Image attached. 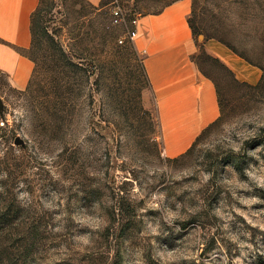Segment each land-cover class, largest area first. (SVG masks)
Masks as SVG:
<instances>
[{"label": "rangeland", "instance_id": "1", "mask_svg": "<svg viewBox=\"0 0 264 264\" xmlns=\"http://www.w3.org/2000/svg\"><path fill=\"white\" fill-rule=\"evenodd\" d=\"M110 1L42 0L28 85L0 71V264H264V0H192L237 61L201 50L220 115L177 157Z\"/></svg>", "mask_w": 264, "mask_h": 264}, {"label": "crops", "instance_id": "2", "mask_svg": "<svg viewBox=\"0 0 264 264\" xmlns=\"http://www.w3.org/2000/svg\"><path fill=\"white\" fill-rule=\"evenodd\" d=\"M41 2L0 0V71L17 88L28 85L34 70L29 53L32 16ZM191 8L192 0H164L156 11L139 12L134 39L149 81L146 105L156 112L161 142L170 157L187 151L220 115L216 83L199 66L201 50L230 61L236 69L235 54L222 45L208 42L203 48L190 24Z\"/></svg>", "mask_w": 264, "mask_h": 264}, {"label": "built area", "instance_id": "3", "mask_svg": "<svg viewBox=\"0 0 264 264\" xmlns=\"http://www.w3.org/2000/svg\"><path fill=\"white\" fill-rule=\"evenodd\" d=\"M129 0H111L109 5L111 6V16L113 22L118 24L122 22L128 23L132 29L127 32V38L123 36L119 37V42L124 43L127 40H134L137 35V25L139 22V14L136 12H132L130 18H128V11L126 8V2ZM0 124H4V121H1Z\"/></svg>", "mask_w": 264, "mask_h": 264}, {"label": "trees", "instance_id": "4", "mask_svg": "<svg viewBox=\"0 0 264 264\" xmlns=\"http://www.w3.org/2000/svg\"><path fill=\"white\" fill-rule=\"evenodd\" d=\"M39 8V7H38ZM38 10V9H37ZM37 10L34 12V14H33V16H32V29H33V27H34V22H35V18H36V12H37ZM192 29H193V27H192ZM193 31H194V34H196V32H195V30L193 29ZM33 37H34V29H33ZM33 41V40H32ZM128 42H130L129 40H127ZM126 41V42H127ZM126 42H124V43H126ZM143 67H144V64H143ZM145 70V69H144ZM145 74H146V72H145ZM146 78H147V74H146ZM147 82H148V85H149V81H148V78H147Z\"/></svg>", "mask_w": 264, "mask_h": 264}, {"label": "water", "instance_id": "5", "mask_svg": "<svg viewBox=\"0 0 264 264\" xmlns=\"http://www.w3.org/2000/svg\"><path fill=\"white\" fill-rule=\"evenodd\" d=\"M2 108L1 102H0V109ZM23 140L21 138L16 139V143H21Z\"/></svg>", "mask_w": 264, "mask_h": 264}]
</instances>
